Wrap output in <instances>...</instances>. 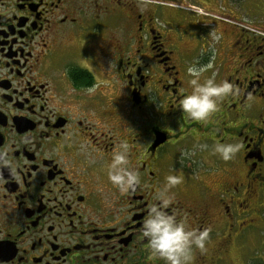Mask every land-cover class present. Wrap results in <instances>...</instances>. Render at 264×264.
<instances>
[{
	"label": "flooded vegetation",
	"instance_id": "1",
	"mask_svg": "<svg viewBox=\"0 0 264 264\" xmlns=\"http://www.w3.org/2000/svg\"><path fill=\"white\" fill-rule=\"evenodd\" d=\"M206 3L0 0V264H165L141 229L170 173L166 210L209 229L190 264H256L228 246L264 226V37L256 2ZM189 65L235 85L206 122L179 105ZM121 141L141 178L124 193Z\"/></svg>",
	"mask_w": 264,
	"mask_h": 264
},
{
	"label": "clouds",
	"instance_id": "2",
	"mask_svg": "<svg viewBox=\"0 0 264 264\" xmlns=\"http://www.w3.org/2000/svg\"><path fill=\"white\" fill-rule=\"evenodd\" d=\"M203 68L189 65L186 68L190 74V91L180 99L181 110L195 121L206 122L219 108V101L235 93V85L227 80L216 82L211 78L203 81L200 72ZM242 148L239 141L216 142L213 151L223 160L232 159ZM129 145L121 141L117 150L112 154L108 164V180L122 193L134 188L141 183L137 170L129 164ZM10 165V160L0 161ZM183 177L177 174H168L165 177L164 189L156 197L158 202L150 203L147 214L142 222V235L147 239V244L154 256L165 261V264H190L193 247L201 252L206 250V240L209 229L189 227L186 220L177 219L166 209L173 202V196L168 190L179 185Z\"/></svg>",
	"mask_w": 264,
	"mask_h": 264
},
{
	"label": "rangeland",
	"instance_id": "3",
	"mask_svg": "<svg viewBox=\"0 0 264 264\" xmlns=\"http://www.w3.org/2000/svg\"><path fill=\"white\" fill-rule=\"evenodd\" d=\"M211 0H205L209 2ZM231 4L237 6H248L251 2H256L257 4V11L256 16L253 17V21L256 24L258 29L264 30V0H228ZM219 5V2H217ZM236 7V6H235ZM230 8H233L230 6ZM222 8L213 11L212 13L222 12ZM206 11L209 12L207 9L206 3ZM241 20V18H240ZM260 25V26H259ZM261 27V28H260ZM229 249V259L235 260L238 259L241 254L255 258L254 263L258 264L259 262H264V259H260L258 257L264 258V226L262 227L259 223L255 225V227L249 228L246 230V233L243 235V239L240 243L233 244L232 242L228 246ZM259 253V254H258ZM235 262V261H234Z\"/></svg>",
	"mask_w": 264,
	"mask_h": 264
},
{
	"label": "crops",
	"instance_id": "4",
	"mask_svg": "<svg viewBox=\"0 0 264 264\" xmlns=\"http://www.w3.org/2000/svg\"><path fill=\"white\" fill-rule=\"evenodd\" d=\"M212 1H219V0H211V2H212ZM254 4H255V3H252V2H251V3L247 6V9H248V10H252ZM238 7L240 8V11L243 12V11L245 10V7H246V6L244 7V6H241V5H240V6H238ZM233 13H235V12H233ZM259 26H260V25H259ZM260 28H261V27H260ZM263 28H264V25H263Z\"/></svg>",
	"mask_w": 264,
	"mask_h": 264
},
{
	"label": "snow or ice",
	"instance_id": "5",
	"mask_svg": "<svg viewBox=\"0 0 264 264\" xmlns=\"http://www.w3.org/2000/svg\"><path fill=\"white\" fill-rule=\"evenodd\" d=\"M2 254H3V253H2V250H0V256H2Z\"/></svg>",
	"mask_w": 264,
	"mask_h": 264
}]
</instances>
